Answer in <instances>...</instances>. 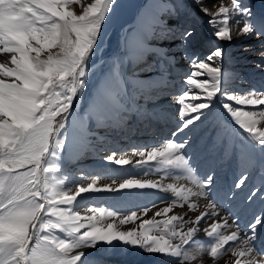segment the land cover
Returning a JSON list of instances; mask_svg holds the SVG:
<instances>
[{
    "label": "snow or ice",
    "instance_id": "snow-or-ice-1",
    "mask_svg": "<svg viewBox=\"0 0 264 264\" xmlns=\"http://www.w3.org/2000/svg\"><path fill=\"white\" fill-rule=\"evenodd\" d=\"M74 2L77 0H0V53L11 54L12 65L0 64V77L8 78H0V264H108L107 257L125 254L130 248L163 257L162 264H204L198 251L189 252L190 248L198 246L199 225L206 217L219 215L213 200L231 203L236 199L234 189H241L246 177L225 188L209 169L197 181L199 191L192 193L188 189V192L205 199L211 196L207 205L211 212H202L190 220H185L184 216H168L175 201L161 200L159 203L168 206L157 210L150 219L142 220L138 213L147 215L157 207L155 203L132 210L120 219L121 224L141 220L138 230L133 231H120L112 223L99 226L105 214L117 217V211L105 213L103 209L89 208L90 212H99L100 218L81 216L73 208L77 197L84 193L134 188L171 189L179 196L177 189L172 185L165 189L156 182L138 180H125L118 185L113 181L112 185L104 186H98L97 180H93L86 186H77L74 195L70 194L71 190L49 187L48 174L59 170V164L53 165L50 158L60 161L61 149L70 151L78 139L83 144L87 139L84 133L89 119L99 128L130 126L134 118L139 119L147 111L139 102L141 90L167 88L169 73L166 69L176 63V57L169 55V49L150 43L151 39L159 37L155 26L164 23L162 18L155 12L150 17H142L138 28L127 37L126 56L103 73L89 111L80 119L78 137L75 131H69L66 122L75 123L70 121L74 101L86 91L90 62L103 46V29L119 13L123 0H91L82 7L79 15L67 10ZM193 3L209 17L208 24L217 42H231L234 30L242 36L264 37V18L254 17L243 0H230V6L221 2L216 11H210L202 0H193ZM151 7H162L170 18L183 21L176 28L165 26L161 30L164 33L162 39L174 42L181 58L188 60L190 70L184 77L186 87L178 93L182 107L176 109L177 126L171 132L169 142L162 147L151 146L147 160L153 161L159 155L165 165L183 167L191 173L190 158L202 147L207 151L214 149L219 137L218 133L217 138L201 146L198 142L201 138L194 135L198 127L215 116L213 101L217 98L222 110L256 142L244 147L256 151L259 146V151L264 154V130L257 127L264 121V108L259 107L264 106V82L240 93L222 88L221 62L225 51L217 44L203 58L189 53V48L197 41V30L185 0H160ZM157 48L159 51H155ZM52 49L57 51L53 53ZM45 52L48 55L42 59ZM148 55L155 57L151 63L147 62ZM259 55L261 60L256 67L264 69V44ZM125 62L134 68L131 74L122 71ZM140 72L153 73L147 77L151 84L139 78ZM204 76L207 78L198 79ZM223 123L217 119V128H222ZM181 134L183 139H177ZM134 155L144 157L145 151ZM115 157L113 153L105 159L118 165L131 163L123 156ZM257 193L264 201V185L251 190L245 201L252 202ZM180 206H184L183 203ZM196 207L195 203L188 202L189 210ZM46 216L54 217V220H45ZM232 216L237 231L230 235L220 231L222 226H232L226 219L223 225L214 222L209 228L202 229L214 240L207 251L210 257L207 264H216L222 249L224 254L230 253L234 258L233 264H264V260L257 259L264 257V210L256 212L243 226V236L240 235L242 226L237 224L240 215L233 213ZM156 217L166 219L157 220ZM187 224L193 226L184 231ZM51 230L66 233L70 239L58 238ZM42 232L45 234L41 235ZM79 249L95 251H76Z\"/></svg>",
    "mask_w": 264,
    "mask_h": 264
},
{
    "label": "bare ground",
    "instance_id": "bare-ground-1",
    "mask_svg": "<svg viewBox=\"0 0 264 264\" xmlns=\"http://www.w3.org/2000/svg\"><path fill=\"white\" fill-rule=\"evenodd\" d=\"M156 1L157 0H123L119 13L108 21L107 27L103 29V46L100 52L107 54L109 47L112 45H119L113 40L114 33H119L122 38L125 31L131 27L133 31L129 36L132 35L134 30L140 25L142 17H150L151 14L155 12L158 17L162 18L164 23H158L155 26L156 31L159 33V37L151 39L150 43L169 49V55H175L176 57V63L166 69L169 73L168 87L163 90L155 87H146L141 90V98L139 102L146 107L147 111L142 113L139 119L134 118L130 126L121 124L116 128H99L94 120L89 119L87 121V129L84 133L87 136V139L81 144L80 149H78L74 154V157L66 165V190H71V195L75 194L77 186H86L93 180H97L98 186L112 185L113 181L118 185L125 180L160 182L164 188L165 186H168V181H164L162 178H154L152 172L155 169L151 165L154 160L148 161L147 154L151 151L152 145L155 144L158 146L167 143V141L163 139L167 123H169V125L166 128H169L170 124L178 123L179 121L176 109L182 107V105L180 104L178 93L181 92L180 89L182 90L186 87V85H184L183 75L187 71L189 72L190 65L187 59L181 58L180 50L175 47L174 42L162 39L164 33L161 30L165 28V26L176 28L183 21L176 18H170L164 12L162 7L153 9L151 6L155 4L154 2ZM89 2H91V0H77V2L68 5L67 10L74 12L77 8L82 9V7L86 6ZM185 2L188 5L187 11L190 14V18L196 21L197 30V41L189 48V53H195L203 58V56L209 53V51L217 46V44L225 51V58L221 62L222 72L224 73L221 87L227 89L229 92L240 93L246 92L250 88L259 86L261 82H264V69L256 67V63L261 60L259 52L262 44H264V37L260 38L255 35L242 36L238 34V30H234L231 42L227 40L217 42L213 35V29L208 24L209 17L204 16V14L199 11L198 7L193 3V0H185ZM202 2L209 7L210 11H216L221 2L225 6H230V0H202ZM243 3L251 9L254 17L264 18V0H243ZM213 5H215V7H213ZM126 41L127 37L124 40L125 44L122 46L123 53H120L117 56L115 64L120 62L127 54ZM51 51L53 52V50ZM155 51H159V48L155 49ZM0 55H3L4 58H6L5 61L1 60L3 57L0 58V64L12 67L10 61L11 54L0 53ZM47 55V52L42 53L41 58H44ZM251 58H255L256 63L253 66H248L247 61ZM154 59L155 57L152 55L147 56V62L149 63ZM113 65L114 63L111 68ZM178 68H180V70ZM183 68H186V71L182 73ZM122 71L131 74L134 71V68L130 63L125 62L122 66ZM152 74L153 73L145 72L138 73L139 78L144 80L146 84H151L150 81H147V77ZM0 78L8 79L5 77ZM92 80L93 79L89 80L86 91L79 98V108H82L84 115L89 111L92 97L95 94V92L90 91V89L94 84V89L96 91L101 79L96 83H92ZM86 92H88L87 98H85ZM191 102L199 103L200 101ZM213 104V112L215 113V116L205 121L202 126L198 127L195 130L194 135L201 138L198 142L203 146L210 139L217 138V134L219 133L215 148L207 151L202 147L197 155L190 158L188 167H192L191 173L194 171L200 179H202L205 173L211 169L218 183L225 188H230L231 185L242 177H246V182L241 189H234V191L237 192V197L231 203H221L219 200H213L212 202L216 203V211L219 212V215L210 218L206 217L205 220L201 221L199 225L201 230L197 233L198 246L195 249L190 248L189 252L191 253L193 250L198 251L201 254V259H203L204 264H207L208 259H210V257L207 256V251L214 243V240L208 238L202 229L209 228L214 222H219L223 225V221L226 219L228 224L232 226H222L220 231L223 235H230L231 232L237 231L236 225L232 224V214L235 213L240 215L237 224L242 226L240 235L243 236V226H246L252 216L264 206V201L259 199V193H257V197H255L252 202L248 203L245 201L246 195L251 190L264 185V181L260 180L259 177L261 173L260 171L264 169V154H261L259 151V146H257L256 151L246 149L244 147L245 145L256 142L251 140L250 134L244 133L242 129H239V126L235 124V121L231 118L230 114L225 110H222L218 98L213 101ZM236 107L240 106L236 105ZM259 107L264 108V106ZM192 115L195 114L192 113ZM73 119V116L70 117V121ZM217 119L224 122L220 129L217 128ZM70 124L72 123L67 122L66 127L70 126V132L75 131V127H71ZM197 124H199V122H197ZM257 127L264 130V121H261ZM150 129H153L154 132L150 133ZM65 139L67 144V136ZM177 139H183V134L177 137ZM107 149L113 150L112 153L108 155L115 153V158L119 159L123 156V158L130 160L131 163L118 165L106 160V156L104 157L102 152L99 151ZM139 151H145V156L140 157L139 155H134V153ZM188 151L190 152L191 150L189 149ZM138 161L143 162L138 163ZM185 179L172 180V186L175 188L178 187V191L184 195H182L184 201L190 198L191 201H189L195 203L197 207L195 210H189L188 203H183L184 206L182 207L180 206L182 202L174 203L172 205L173 210L168 216H184L185 220H190L195 219V217L202 212H211L212 209H209L207 205L210 200H212V197L210 196L209 199H205L204 197L191 195L188 192V189H191L192 193L199 191V189L196 188L198 189L196 191L195 189H192V186L190 187L189 184H186ZM154 192L157 194L159 190L134 188L123 189L118 192L84 193L81 194L80 197H77V202L74 203L73 208L75 211H78L81 216L95 215L97 218H100L99 212H90L88 209L93 207L91 206L87 209L86 206L90 203L95 204L96 202L104 201V205H106L104 206L106 207L105 213L107 211H117L119 215L117 217H108L105 214L101 219L99 226L106 227L107 224L112 223L120 231H133L138 230V225L141 220L121 224L120 219L125 214H130L132 210L142 209L154 204L140 203L137 201H135L136 203H132L134 202V199L140 201L139 198H146L145 196H148L147 200H152V194ZM172 194L174 195L176 193L172 191ZM157 198L159 201L168 200L170 196L166 194V192H161V195ZM120 199H122L123 202L117 203L116 200L120 201ZM155 204L157 207L152 208L147 215L138 213L141 215L142 220L152 218L157 210L168 206L167 204L161 203ZM156 219L164 220L166 217H156ZM192 226V224H187L183 230L186 231L188 227ZM84 230L85 229H82V231ZM114 243L119 244V242ZM236 244L238 245L239 241H237ZM225 247H227V245ZM81 250L85 252L95 251L94 249H79L77 251ZM117 251L119 253V249ZM106 259L109 262H113V264H162L161 260L164 258L143 253L139 248H130L125 254L112 255ZM233 259L234 258L230 257V253L226 255L222 249L221 256L216 261V264H233ZM257 259L264 260V257H257Z\"/></svg>",
    "mask_w": 264,
    "mask_h": 264
},
{
    "label": "rangeland",
    "instance_id": "rangeland-1",
    "mask_svg": "<svg viewBox=\"0 0 264 264\" xmlns=\"http://www.w3.org/2000/svg\"><path fill=\"white\" fill-rule=\"evenodd\" d=\"M160 0H157L156 2H154L155 4H159ZM82 9L77 8L75 12L76 15L81 14ZM73 12V11H72ZM130 29V30H129ZM133 31V29L130 27L128 28V30L125 31L124 36L121 38L119 33H114L113 34V40L118 43L119 45L115 46L112 45L111 47H109L107 54H104L102 52H99L98 55H96L95 61L94 59L90 62V70H89V80H92V83H96L99 82V80L101 79L103 73L108 72L111 69L112 64L114 63L115 65V60L117 59V56L120 53H123V45L125 44L124 40L126 37L129 36V34H131V32ZM124 38V39H123ZM213 49V48H212ZM211 49V50H212ZM53 53H55L57 50L56 49H52ZM210 50V51H211ZM209 51V52H210ZM208 54V53H207ZM33 55H35L33 53ZM1 60L5 61L6 58H4L3 55H0V58H2ZM46 58V57H44ZM43 59V58H42ZM256 63V59L255 58H251L247 61L248 66H253ZM186 67V66H185ZM180 70V68H178ZM186 71V68H183L182 73ZM188 73V71L186 73H184V77L186 76V74ZM207 77H198V79H206ZM92 85V84H91ZM185 85V84H184ZM185 88V87H184ZM183 88V89H184ZM182 89V90H183ZM180 89V91H182ZM90 91L95 92L94 89V84L92 86V88L90 89ZM194 92H199V90H194ZM88 97V92L85 93V98ZM74 114H73V122L70 124L71 127H75V131L77 133V136L79 137L80 135V119L82 117H84V112L82 111V108H79V100L78 101H74ZM81 110V112H80ZM83 113V115H82ZM217 114V112H216ZM218 116V115H217ZM60 118L57 117V120H59ZM172 119V117H171ZM67 123V122H66ZM169 125V123H167L166 127ZM177 126V123H172L170 124L169 128L165 127V131H164V137L163 139L167 142H169V139L171 137V132L175 129V127ZM68 127V126H67ZM70 127V126H69ZM68 127V128H69ZM79 127V128H78ZM153 129H150V133H153ZM155 145V144H154ZM164 144L162 145H158L159 147H162ZM79 146V147H78ZM81 143H79V139L77 140V143L72 146L71 150H67V149H61V159L60 161H57L55 158H50V163H52L53 165L59 164V170L58 171H54L52 173H49V187L52 189H56V190H66L67 187V182H66V165L68 164V162L74 157V154L78 151V149H80ZM157 146V145H156ZM112 149H107V150H100L99 152H102L103 156H107L108 154L112 153ZM115 152V151H114ZM68 153V154H67ZM154 167V171L152 172V174L154 175V178H162L164 181H168V185H172V180H181V179H185L186 180V184L190 185V187L192 189L198 190V184L197 181L201 180L200 178L197 177V175L194 173H189L185 168L180 167V168H172L171 166H167L163 163L162 158L157 155L156 159L154 160V162L151 164ZM192 169V167H191ZM180 170V171H179ZM260 180L264 181V169L260 171ZM197 179V180H196ZM189 181V182H188ZM170 182V183H169ZM188 182V183H187ZM158 184L162 185L160 182H157ZM198 188V189H196ZM165 189H167V186H165ZM178 191V187L176 188ZM145 190V189H143ZM168 191V192H167ZM162 193L168 194L170 196V198L168 200H164V201H175V203H188L191 201V199H186V201H184L182 199V197L184 196L180 191H178L180 193L179 196H177L176 194H172V190L171 189H167V190H159V192L156 194L155 192L152 194V200H147L148 196H145L146 198H142L140 197V201L138 199H134L132 203H136L140 202V203H159L158 200V196L161 195ZM147 195V194H146ZM183 195V196H182ZM143 199V201H142ZM146 199V200H145ZM161 200V199H160ZM190 200V201H189ZM117 203H122L123 200L120 199L116 200ZM125 203V202H124ZM93 207L96 209H103L104 211H106V205H104V201H99L96 202L95 204L90 203L86 206V208L88 209L89 207ZM64 207V206H62ZM113 208V207H112ZM261 210H264V206L262 207ZM52 219L54 220V217H45V220H49ZM52 231V235L57 236L58 238H63V239H70V237L67 236L66 233H61L58 230H51ZM45 233L42 232L41 235H44ZM77 251V250H76ZM74 254V253H73ZM108 264H113V262H109Z\"/></svg>",
    "mask_w": 264,
    "mask_h": 264
}]
</instances>
